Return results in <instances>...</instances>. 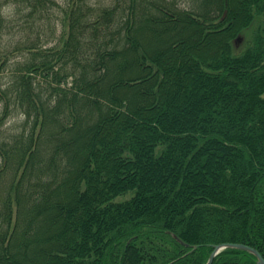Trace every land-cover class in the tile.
<instances>
[{
    "label": "trees",
    "instance_id": "1",
    "mask_svg": "<svg viewBox=\"0 0 264 264\" xmlns=\"http://www.w3.org/2000/svg\"><path fill=\"white\" fill-rule=\"evenodd\" d=\"M61 3L0 0V264L264 259V0Z\"/></svg>",
    "mask_w": 264,
    "mask_h": 264
},
{
    "label": "water",
    "instance_id": "2",
    "mask_svg": "<svg viewBox=\"0 0 264 264\" xmlns=\"http://www.w3.org/2000/svg\"><path fill=\"white\" fill-rule=\"evenodd\" d=\"M225 248H235V249L245 250V251L253 254L256 257V263L255 264H260V263L264 264V259L261 257V255L255 249L248 247V246H245V245H242V244H232V243L215 245L213 247V251L210 253L208 260L205 264H211L213 258Z\"/></svg>",
    "mask_w": 264,
    "mask_h": 264
},
{
    "label": "rangeland",
    "instance_id": "3",
    "mask_svg": "<svg viewBox=\"0 0 264 264\" xmlns=\"http://www.w3.org/2000/svg\"><path fill=\"white\" fill-rule=\"evenodd\" d=\"M56 1L61 3L63 0H56ZM96 1H98V0H96ZM62 5H63V3L60 4V6H62ZM9 9H7L6 12H8ZM57 10H59V9H57ZM58 28H59V26H58ZM248 32H250V30L245 31V35L240 36L238 41H234L235 42V48L237 51H241L244 48L245 43L248 39V36H247V35H249ZM245 36H247V37L245 38Z\"/></svg>",
    "mask_w": 264,
    "mask_h": 264
},
{
    "label": "bare ground",
    "instance_id": "4",
    "mask_svg": "<svg viewBox=\"0 0 264 264\" xmlns=\"http://www.w3.org/2000/svg\"><path fill=\"white\" fill-rule=\"evenodd\" d=\"M260 264H263V263H260Z\"/></svg>",
    "mask_w": 264,
    "mask_h": 264
}]
</instances>
